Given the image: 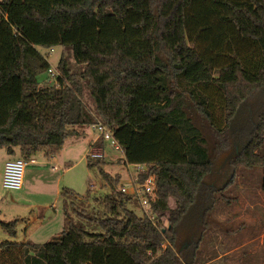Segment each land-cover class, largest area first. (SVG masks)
Wrapping results in <instances>:
<instances>
[{
	"label": "trees",
	"instance_id": "trees-1",
	"mask_svg": "<svg viewBox=\"0 0 264 264\" xmlns=\"http://www.w3.org/2000/svg\"><path fill=\"white\" fill-rule=\"evenodd\" d=\"M66 17L77 20L76 39L58 42L51 26ZM54 45L73 63L62 55L53 82L40 83L51 66L39 48ZM197 117L227 134L222 162L261 171L264 205V0H1L0 148L50 159L74 126L100 119L124 162L147 166L139 180L154 175L158 224L129 208L135 195L100 168L110 188L94 198L100 210L63 187L66 227L43 243L1 241L0 264H207L214 257H198L209 211L235 198L225 194L235 174L216 186ZM14 224L0 219L12 234ZM262 247L264 264V238Z\"/></svg>",
	"mask_w": 264,
	"mask_h": 264
},
{
	"label": "rangeland",
	"instance_id": "rangeland-1",
	"mask_svg": "<svg viewBox=\"0 0 264 264\" xmlns=\"http://www.w3.org/2000/svg\"><path fill=\"white\" fill-rule=\"evenodd\" d=\"M76 21V19L66 17L63 25L53 23L51 35L61 34L57 37L58 42L76 39ZM36 33H32L34 39L37 37ZM39 49L45 54L51 68L56 73V65L62 55L73 63L72 54L65 45H54L52 50L45 47ZM53 78L54 76L51 77L46 71L41 72L38 76L40 83H45L48 80L53 82ZM85 97L87 99V93H85ZM88 101L89 104L92 103L89 98ZM252 119L253 117H251ZM97 121L102 122L100 119ZM196 124L206 138L213 163L218 165L219 178L216 181V186H221L223 177L230 171L234 170L235 174L234 183L225 192L229 195L228 198L235 196V199L228 205L224 203L227 199L223 202H217L215 207L209 211L207 231L199 245L198 258L202 260L205 256L214 257L207 264H263V247L260 244V237L252 241L249 248H247L249 245L239 247L243 242L253 238V233L257 235L261 233L258 232L261 228L262 217V194L259 184L261 171L256 167L247 168L242 165L235 167L233 165L232 167L230 162H222L230 150L225 148L227 146V134L223 136L215 133L198 117ZM232 124L235 125L236 123ZM74 127L79 133H71L66 137L56 156L47 159L42 153H38L31 158L34 159V162H29L25 167L21 189L9 190L2 186L3 165L8 153L5 148H0V219L4 221L15 220L13 234L0 227V242L13 240L43 243L58 235L66 227V219L63 213L66 200H63L60 195L63 187L71 188L81 195H87V200L83 205L91 212L100 210L101 206L97 204L94 198L96 196L101 198L110 193V188L105 184L100 168L113 176H119L117 188L124 187L125 193H130L132 190V176L136 170L132 164L124 162L123 152L120 149H114L109 140H104L99 147L103 154V157L99 158L101 162L99 165L89 167L87 165L90 157L88 153L91 149L89 142L96 137L98 132L93 129L92 125ZM231 131L235 132L234 129ZM259 151L264 153V137ZM9 157L19 156L16 152L13 155L9 154ZM89 189L90 191H88ZM220 194V191L215 193L217 200ZM170 205L171 207L174 206L173 200L170 201ZM128 207L137 214H141L139 203L137 206L133 201H130ZM226 216L228 219L224 221ZM242 220L254 221L255 230L252 228V230H247L243 226ZM163 223L167 224L165 219ZM229 227L236 230V234L235 232L226 233L224 231ZM185 245H187V240L182 242V246ZM232 248L234 250L227 255L226 260L217 259V255ZM250 249L253 252L249 253L248 256Z\"/></svg>",
	"mask_w": 264,
	"mask_h": 264
},
{
	"label": "built area",
	"instance_id": "built-area-1",
	"mask_svg": "<svg viewBox=\"0 0 264 264\" xmlns=\"http://www.w3.org/2000/svg\"><path fill=\"white\" fill-rule=\"evenodd\" d=\"M49 74L51 77H53L57 73L54 72L52 68H50ZM92 127L98 132L94 142L100 138H103L104 140H109L113 148L121 150L118 142L114 139L111 130L104 123L96 121L94 124H92ZM88 154L90 158H98L103 156L100 148L94 147L93 144H91V149L89 150ZM29 162H34V159L29 161L19 157L8 159L3 167L2 186L9 190L21 189L23 186L24 170ZM132 165L135 167L136 173L132 176L133 187L130 193H133L137 198L141 212L146 215L156 226V214L151 210V200H153L155 197V177L154 175L150 174L147 175L143 181H140L139 174L146 172L147 166L140 163ZM121 191L126 192L124 187L121 188Z\"/></svg>",
	"mask_w": 264,
	"mask_h": 264
},
{
	"label": "crops",
	"instance_id": "crops-1",
	"mask_svg": "<svg viewBox=\"0 0 264 264\" xmlns=\"http://www.w3.org/2000/svg\"><path fill=\"white\" fill-rule=\"evenodd\" d=\"M78 133H79V131H78ZM95 139V138H94ZM94 139H92L90 142H89V146L91 145V144H93L94 145V147H100L101 145H100V143H99V141L97 140L96 142H94ZM115 149V148H114ZM8 159H11L10 157H9V154H8V157L4 160V164H5V162L8 160ZM3 167H4V165H3ZM235 199V198H234ZM223 201H224V198L222 199ZM228 200V199H227ZM227 200L224 202L226 205H228L230 202H233L232 200L233 199H229L230 200V202H228V203H226L227 202ZM223 201H221L220 200V202H223ZM231 204V203H230ZM263 203H262V209H261V215L263 214ZM228 219V217L226 216L225 217V219H224V221H226ZM242 224H243V226H245L246 227V229L247 230H255V222L254 221H252V222H247L246 220H242ZM260 226H261V228L259 229V231L258 232H261L260 233V235H257L256 233H253V238L251 237L250 239H248L247 241H245V242H243L239 247H247L250 243H252V241H254V240H256L258 237H260V244H261V247H262V243H263V238H264V218H263V216L261 217V222H260ZM252 228V229H251ZM250 232V231H249ZM235 234H236V232H235ZM255 237V238H254ZM250 247V245L247 247V248H249ZM234 250V248H232V249H229V250H226V251H223L222 253H220L219 255H217V259L218 258H220V257H222V256H225V255H228L230 252H232ZM251 252H253V251H251V249L248 251V256L251 254ZM247 253V252H246ZM250 253V254H249ZM228 257V256H227Z\"/></svg>",
	"mask_w": 264,
	"mask_h": 264
}]
</instances>
